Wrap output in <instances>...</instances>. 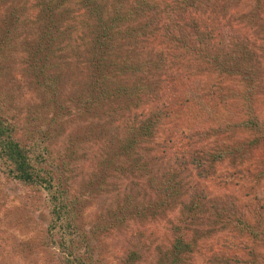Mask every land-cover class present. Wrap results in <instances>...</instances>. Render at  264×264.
Masks as SVG:
<instances>
[{
    "label": "rangeland",
    "instance_id": "374dc122",
    "mask_svg": "<svg viewBox=\"0 0 264 264\" xmlns=\"http://www.w3.org/2000/svg\"><path fill=\"white\" fill-rule=\"evenodd\" d=\"M7 1L0 113L19 142L39 143L37 168L51 179L46 188L22 184L0 160V264H264V136L236 125L243 86L223 73L235 60L252 75L246 96L264 135V0L199 1L194 24L182 17L179 29L207 32L203 53L150 63L146 75L124 65L144 48L162 51L161 8L136 15L135 0H66L47 17L34 0ZM97 23L114 37L105 55L89 44ZM44 70L59 85L57 114L36 90ZM94 77L111 93L79 115L72 97ZM132 83L148 93L121 96ZM55 191L69 207L63 236L49 203ZM239 220L252 234L237 230Z\"/></svg>",
    "mask_w": 264,
    "mask_h": 264
},
{
    "label": "trees",
    "instance_id": "16d2710c",
    "mask_svg": "<svg viewBox=\"0 0 264 264\" xmlns=\"http://www.w3.org/2000/svg\"><path fill=\"white\" fill-rule=\"evenodd\" d=\"M0 1L8 3L7 0ZM65 1L66 0H34V2L32 3L39 6L41 11L38 13H43L45 16L50 17L53 10H55L53 6L62 2L64 4H67L68 2L66 1L65 3ZM199 1L204 4L206 3L203 0H135L133 2V6L134 10L136 11V15L140 14L139 10H144L151 13L155 12L158 8H161V12L165 14V16H167L166 20H168V22L167 24H163L162 28V34H164V36L162 37L163 41L161 43L162 51L157 52L153 49L148 51V49L144 50V48L142 49L144 52L140 55V60L135 63L136 65L133 62H129L124 65V69L128 67L127 69L129 70L133 69V67L136 66V71L140 70L141 73L146 75L145 73H147L146 70L150 67V63H155L157 64L158 68H161V63H163L166 58H168V60L175 58L179 59L180 57H183L187 54L189 56H192L193 59L195 57H199L200 54L203 53L206 40H209L210 38L209 34L207 32L206 34H203L198 30H192V35H190L185 31L179 29V27L183 24V22L179 20L182 17H188L185 21H189L191 25L194 24L193 21L195 20V16H197V14H195V10ZM92 5H94V3L91 4V7ZM68 10L69 8H66L64 11L68 12ZM91 10L94 16L97 17V10L95 11L94 8H91ZM132 13L133 11L130 12L128 17H131ZM13 18L14 17L11 16L10 18L6 17V19L3 20V22L6 23V26H3L2 28L3 44L9 38L10 32L8 31V26H11V24L14 22ZM148 20L151 22L153 21L152 18H149ZM101 26L102 25H99L97 23V29L100 28V31L97 32L96 29L97 35L93 41L89 42V44H92L91 47L94 50H96L97 46H99L98 49L102 48V55H105L106 53H108V46L111 45H109L108 40L114 39V37L110 34L109 30H106L105 28L101 29ZM130 33L131 37L141 39L144 38V35L142 36V31L140 30H134ZM103 61L104 57L102 56L101 60L99 61L100 66L102 65L100 64V62ZM90 63L91 62H89V64ZM211 66L214 68V70L217 69L218 72L221 70V67L218 65L211 63ZM242 69H240V62L238 63L234 60V67L223 71V73L231 75L234 78H232L233 80H235L233 82V85L234 83H236L238 85L243 86V88L241 89L243 95H238V93L232 92V94H235V96L238 95L243 99L240 105V108L242 109V119L239 118L240 120L237 122L236 125L248 129L255 128L254 133L256 135V138H259L261 136L263 137V134L260 135V133H262L259 132L260 129H257V120L253 115L252 107L248 105L249 98L246 96V94L252 93L251 91L254 88L252 85L253 78L250 73L247 75L246 71ZM32 70L34 72H38L36 66L32 67ZM44 74H41V78L37 80L36 90L39 91V100L44 101V103L50 104L51 108L53 109H50L51 113L57 114L60 111V107H57L56 105V96L58 95V91H56L57 84H54V80L51 78L52 75L48 77L46 74ZM84 83L92 85V88L88 89V91H83L84 95L80 92L79 94H77V96L75 95L74 97H72L73 107L76 110L75 112L79 115L82 114L80 113L82 112V108L88 107L90 111L92 107H95L97 101H103L106 92L109 94L111 93L106 88L104 79L102 77H94L92 78V81H85ZM153 90L157 91V89ZM141 93L147 94L148 89H145L144 87H139V85H135V83H132L130 86L123 89L121 96L126 95L127 98H135L138 97ZM37 110L42 111V107L38 108ZM39 117H43V115H40ZM14 130L15 128L10 125L9 122L5 120V118H2L0 113V160L6 166V175L22 184H29L33 186L37 185L38 187L42 186L43 188H46V186L50 183L51 176L47 170L45 171L41 168H37L38 163L42 161L38 160V158L40 156L43 158V149L36 141L32 142L31 145L27 146L19 142V137H17V135H14ZM94 132L96 131H91L92 134H94ZM141 132L142 134H145V131L142 129ZM134 141H137V139H134ZM250 148L251 146L248 147V149ZM260 174L261 173H258L257 175ZM48 196L49 203L51 204V212L53 216L55 215L54 222L57 220L65 224L60 225V235L63 236V232H66L64 228H67L65 226L68 225L67 214L69 212V207L67 206L65 200V198L67 197L63 194H60V192L58 191L51 192ZM224 220L231 222V220L227 219L226 216L222 218V221ZM54 222L51 224V226H54ZM242 225L246 226V230H249L252 234L253 229L246 223L244 224L241 220H239V224H237V230H240ZM61 230H63V232ZM69 242H72V240H69ZM184 246L185 248H188L187 245ZM180 254L181 253H178L177 255Z\"/></svg>",
    "mask_w": 264,
    "mask_h": 264
}]
</instances>
